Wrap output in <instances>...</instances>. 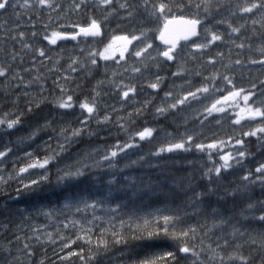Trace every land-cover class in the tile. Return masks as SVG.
<instances>
[{"label": "rangeland", "instance_id": "374dc122", "mask_svg": "<svg viewBox=\"0 0 264 264\" xmlns=\"http://www.w3.org/2000/svg\"><path fill=\"white\" fill-rule=\"evenodd\" d=\"M133 2L141 5L140 9L142 8L143 0ZM73 3V0H56L58 7L56 10H49V19H53L54 16H52V13H58V16L61 17L58 21H63L65 14L74 8ZM26 17L24 19L26 23L18 31H22V28H27L28 26L36 27L39 23L37 14L33 16L26 15ZM160 19L158 14L152 16L150 22L151 24H157ZM35 23L37 24L35 25ZM70 25L69 22H66L61 27L57 23H54L55 28L52 31H60V28L68 29L64 30L65 33H74L77 31V28L74 27L77 24ZM34 27L31 28V32L36 31V29H33ZM113 31L114 28L106 34L110 38V42L105 43L103 48H100L97 53H93H96L95 56L101 61L102 65L111 66L112 63L110 62L112 61L116 63L120 62L123 65L129 59L128 66L126 67L127 74L117 75L119 78L112 84L104 79V85L98 90L101 92V96H99V100H95L96 111L91 116L83 109H80L79 103L88 102L92 104L94 99L77 101V99L73 98V107L71 109L61 110L55 106L59 97L62 96V98L66 99L67 95L75 94L74 89L72 90L69 86L71 80L74 78L73 73L67 72L69 79H63V75L68 66L62 68L57 66L58 64L55 62L59 58H55L54 56L55 47L53 49L51 47H43L45 50L49 49L46 53L51 58L50 60L35 56L29 61L31 69L38 70L39 67H42V69L47 70L48 73L45 78L50 83L48 86H53L54 88L53 92L48 95L51 101H47L45 97L38 95L33 89L28 90L29 95L36 97L35 102L40 107L47 105H53V107L48 108V110H43V117L46 121L38 126V128H44L43 130L45 132H39L38 135L40 134V137L33 139L27 146L13 145L8 142L5 133L11 129H7L6 124L0 125V151L7 153L6 157H0V264H73L72 257L80 253L79 246L90 245L92 247V245L97 243V238L101 235V229L95 232L93 228H97L101 223L112 219L115 213L110 208L108 202L101 205L94 198L88 199L84 195L70 194L64 182L68 180L75 181L77 176L66 177V174L82 173L84 171L88 175L97 173V175L93 176L94 178L102 177L106 181H112L115 176L111 168L117 164L122 167V163L130 158L124 156L122 154L124 152L132 156V161H140L146 168L152 166L157 159L164 155L180 157L184 161V166L191 164V168L194 171L191 174L192 176L205 173L209 168H212V173L217 176L214 169L224 164V161L220 159V156L224 155L228 156V163L232 165L229 169L222 168V173L225 174V177L236 179L242 176L243 179V176L249 173L253 177L260 175L255 171L251 172L248 170L247 172V170L238 169L246 157L239 158L238 152L253 148L258 149L259 143L262 142L260 138L264 137V133H257L255 137L244 136L245 132L254 131L257 127H264V116L250 119L247 113L248 106H252L253 108L260 106V100L264 97L259 94L260 92H256L257 95L252 96L247 104L243 100V96L253 91L244 90L240 92L241 89L232 88L222 95H219L216 91L197 92V89L202 87L201 85L203 83L198 79L197 74L193 72L197 70V59L200 60V57H197L196 54L207 59L211 54L215 53L216 49L214 48L213 51L193 52L191 47L192 43L183 49L185 54L181 58L175 59L172 63L176 65L175 72L181 71V69L183 71L185 67H190V74L186 75L181 71L180 75H171V78L169 77L170 80H168V77H164L159 72L164 77L162 80L163 83L161 82L160 87L153 92L147 85L155 82V74L158 71L156 69L157 61L149 59L148 53H143L141 58H137L134 55L135 50L133 49L131 54L128 55L132 43L127 45V50L125 51L123 41H113ZM82 42L83 39L80 38L72 42L59 40L56 49L63 51L67 55V64L71 62V59H77L83 64L86 63L85 57L80 56L78 52L82 46ZM106 48H108V51L105 54L110 58L104 60L101 59L99 53L104 52ZM234 48V46H229L228 50ZM157 49L164 50L156 42V45H153V48L149 49L148 52L156 56ZM10 52L12 51L10 50ZM122 52L124 59L120 58ZM10 59L11 54L3 60L10 62ZM182 59H186L189 62L183 63L181 62ZM157 60L161 62L163 58L157 57ZM226 65V63L223 64V67ZM53 66H55L56 70L50 71ZM133 68H140L141 71L134 72ZM233 68L232 66L230 70ZM79 70L80 68L78 67L77 72ZM54 80H60L61 82L59 81V84L62 86L68 82L69 87H64V94L60 93V89H55ZM41 83L45 84V81ZM48 86L45 85V92L49 91L50 88ZM128 87H135L137 91L130 93L129 98L125 100L122 97V92L126 91ZM16 88L17 86H15ZM19 91L20 88L18 86V90L14 93L6 91L1 96L0 118L7 116L8 119H15L18 117V111L14 109V105L16 106V103H18ZM233 91L240 92V95L232 97L231 93ZM166 92L172 93V96L169 98L171 100L165 98ZM189 92H196L197 98L194 99L189 96L184 104H177L176 109L169 108L163 114H154L157 113L156 109L158 107L168 108V105L177 103L178 100L187 96ZM3 97H6L7 100H4ZM225 97H228V99H225ZM130 104L132 105L130 106ZM7 105L9 107H6ZM213 105H215L216 109H223V111L213 110L210 114L209 109H212ZM141 107L145 109L152 107V111H150L152 120L157 119L159 116L166 117L168 122L177 131L174 132L169 127L160 130L158 126L151 125L147 129L151 130L152 134L151 136H146L143 141L139 140V133L144 130L135 134H126V137L120 140V135L124 132V118L126 114L135 112V110ZM54 115L56 116L54 117ZM105 116L108 117V120H105ZM82 120L86 121V123H82ZM235 121H239V123ZM182 127L184 129H181ZM59 131L61 133L69 131L70 133L66 137L55 138L56 140L50 136L55 135V132ZM76 132H79V135H74ZM75 136H79L80 143L75 142L74 144H70L71 138ZM189 136L192 137L190 144L187 139ZM51 140H54V142H47ZM237 140L243 141V144L237 145ZM181 142L185 143L186 147H190V150H174L173 152H165L159 155L153 154V152L159 151L161 148L167 149L169 146ZM262 143L264 144V142ZM128 144H135L136 147L125 148L124 151H121V148ZM196 144L203 145V151L198 150L195 147ZM209 144L215 147L208 148ZM9 149L11 150L9 151ZM114 150L117 152L115 157L111 155V151ZM144 150H149V152H145ZM29 153L31 154L30 156L27 155ZM237 159H240V163H237ZM44 160H48V163L43 169L36 167L28 168V171L25 173L19 172L21 167L27 168L29 164L43 163ZM232 172L237 173L236 176ZM40 173H43L47 179H41L38 175ZM63 177L66 178L62 179ZM33 179L38 180L39 183L33 185ZM222 185L226 186L224 183ZM85 203L95 204L96 207L94 209L91 207L85 208ZM77 205L81 208L80 212H77ZM214 234L219 235V233ZM37 236H39V239H37ZM207 240L210 241L208 238ZM32 241H42L40 244L44 248L39 259H34V262H31V257L26 254L27 252L24 248L26 243L28 244V242ZM210 242L215 244V240H211ZM32 244L36 245L38 243ZM23 251L26 253H23ZM120 251L101 255L95 264H128V258L123 253L124 250ZM193 252H198V250L192 249L188 253H182L183 259L193 263L199 260L200 256H194L192 254ZM119 255L123 256L120 257ZM205 255L202 260L203 264H214V262L209 260L211 257L209 256L210 254L205 253ZM218 260L219 258L217 257L215 264H218Z\"/></svg>", "mask_w": 264, "mask_h": 264}, {"label": "trees", "instance_id": "16d2710c", "mask_svg": "<svg viewBox=\"0 0 264 264\" xmlns=\"http://www.w3.org/2000/svg\"><path fill=\"white\" fill-rule=\"evenodd\" d=\"M73 1L74 8L65 14L63 21H58L61 19L58 13H52L54 17L51 20L49 19V9H40L37 14L39 23H35L37 26H28L27 28H22V31L26 33V38L30 41L32 37L29 32L34 27L33 29H36L37 32V46L44 48L51 47L52 49L55 47L54 54L62 53V59H59L58 65L59 67H64L68 66L65 62L68 58H66L67 55L63 51L56 49L59 40L55 45H49L47 40L43 38L44 35L55 28L54 23H57L59 26L64 25L66 22H69L71 25L87 26L91 18L102 21V36L97 39H83L82 49L78 50L80 56L85 57L86 63L83 64L92 69V76H89L85 68H80L79 72L73 73L74 78L69 84L74 89V93L77 94L72 95L73 98L77 100H89L94 99L95 92L99 90L96 87L97 83L101 79L107 77L106 80L112 84L119 78L117 75H125L127 72L128 59L123 65L120 62L116 63L112 61L110 62L112 65L108 66L102 65L101 61L95 56L97 66L90 64V60L93 58L90 54L93 52L97 53L100 48H103L105 43L110 42V38L106 35L108 31L114 28L113 36L127 35L131 38L133 34L139 36L142 30H148L146 40L142 38L132 41L131 50L128 52V55H130L132 49L137 50L145 46L147 42L156 45V35L159 33L164 20L160 19L157 24H151L150 20L152 16L144 11L142 4L139 14L131 20L117 17L104 21L105 11L103 9L91 3L77 9L75 5L79 3V0ZM161 2H165V0H149V10H151L153 5ZM250 2L251 0H183V3L188 6L179 10L180 0H166L167 5L172 9L168 18H171L172 15L176 17L184 15L183 17H198L204 21L199 33L203 31L205 25L215 27L221 34L230 31L226 25H216L213 20L214 16L217 19L222 18L226 20L235 27H240L241 24L246 25L240 35L233 37L236 43H241L242 41L245 43L243 49H237L232 43L224 44L216 42L208 49L209 51H213L215 48V53L211 54L207 59L196 54L197 57H200V60L197 59V70L193 72L199 73L197 77L203 83L202 87L207 86L210 89L209 91H216L219 95L232 88L253 92L264 90V83H261V81H264V67L259 64H249V61L252 59L258 60L264 58L260 52V48L264 47V40L255 39L257 34L264 33V27L259 26L261 13L259 10H255L251 14H244L243 16L239 14V7ZM206 8L208 9L207 11ZM232 12H235L236 15H232ZM35 14L33 13L31 16ZM249 16L258 21L256 28H253L251 20L248 19ZM7 18L8 16L6 15L5 19ZM25 18L27 17L25 16ZM11 27L15 28V25L13 24ZM64 30L68 29L60 28L59 32H64ZM15 34L12 33V35ZM12 35L0 32V65L6 68L8 65L11 66V71L8 72V75L0 77V98L6 91L14 93L18 90L19 86L18 103H16V106L14 105V109L18 111V117L22 120V123L14 126L13 129L5 134L6 139L11 144L27 146L33 139L40 137V134L38 135L39 132H45L44 128L41 129L38 126L46 121L43 117V110H48L53 105L37 106L35 102L36 97L32 95L25 96L23 94L25 89L19 83L20 77L13 79L15 72H19L25 82L37 76L45 78L48 72L42 69V67H39L38 70L30 68L29 61L35 57L34 54L25 55L23 61L19 57L15 61L11 58L10 62L3 60L9 54H21L23 52L20 42L14 41ZM246 37L249 39L245 40ZM199 39H201L200 36L196 40ZM190 44L191 42L184 43L180 48L184 45L189 46ZM229 46H234L235 48L228 50ZM48 50L45 51L48 52ZM217 51L223 54L222 57L217 56ZM209 59H212L214 63H207ZM237 59L242 61L241 65L234 63ZM181 62L189 61L182 59ZM230 62L231 67H234L232 70H230L231 67H223V64L226 63L228 65ZM172 63L164 59L159 62V72L164 77L169 78L176 71V65ZM182 73L186 75L190 74V67H185ZM93 74L95 77H93ZM214 75L216 76L215 80L211 79ZM225 75L229 76L232 84L223 79ZM205 77H208V79H205ZM45 80H41V82ZM48 84L50 83L46 80L45 85L48 86ZM253 85H256V87L253 88ZM15 86H17L16 89ZM65 86L69 87L68 82ZM48 87L50 88L49 91L44 92L41 96L45 97L47 101H51L48 95L53 92L54 88L53 86ZM55 89L57 90L59 87ZM28 90H32V88ZM3 99L7 100L6 97H3ZM95 100H99V97H95ZM262 105H264V97L260 100V106ZM6 107H9V105ZM29 108H31V111ZM150 111H152V107L149 109L141 107L135 110V112L126 114L124 118V132L121 133L120 140H123L126 134L139 133L151 125L158 126L160 130L169 127L174 132L177 131L168 122L166 117L159 116L157 119L152 120ZM181 129L184 128L182 127ZM69 133L68 131L62 134L63 136H67ZM50 136L54 139L56 138L54 135ZM47 142L51 143L54 140ZM145 152H149V150ZM122 154L130 158L122 163V167L117 164L111 168L115 176L112 181H106L102 177L94 178L93 176L97 175V173L88 175L83 171L82 175H78L75 181L68 180L64 182L70 194L84 195L88 199L94 198L101 205L108 202L110 208L115 210L112 219L101 223L95 229V232L101 229V235L97 238V243L92 245V247L90 245H84L85 247L79 246L80 253L72 257L73 264H95L101 255L112 254L120 250H124L123 253L128 258V264H142V262L150 260L155 261V264H203L202 260L206 256L205 253L212 256V249H215L226 261L227 256L231 255L233 251L249 257V264H260L261 260L264 259V251L259 248V242L253 246L251 239L248 237L234 239L232 229L227 228L231 225H236L238 228L249 232L251 236L264 232V221L255 218L258 215H264V183L247 182L242 179V176L233 179L232 177H225L224 173L217 176L213 173L207 176L204 173L192 176L191 174L194 171L191 168V164L184 166V161L180 157L173 155L161 156L152 166L146 168L140 161H132V156L127 155L125 152ZM262 163H264V144L260 142L258 149L253 148L246 151V157L238 169L241 168L244 171L247 170V172L248 170L254 172L256 167H259ZM232 173L234 176L237 174ZM223 183L226 186H223ZM156 203H158L159 209L155 208H158ZM163 215L171 217L170 224L167 227L162 220ZM219 221L225 222V232L229 240L234 241L230 246H224L223 241H221V246L217 247L216 243L212 244L205 236L207 229L211 227V222ZM204 225H207V227ZM213 233H219V231L213 229ZM41 242H28L29 248L26 249L27 253L23 251L27 255L31 252V255H29L31 262L34 259H39L41 256L44 249L40 244ZM241 242H243L242 246L237 247L241 245ZM32 243L38 244L33 245ZM181 247H188L189 250H198L196 253H198V257L200 256L199 260L193 263L183 259V255L179 251ZM168 253H172L173 256H168ZM119 256L122 257L123 255ZM235 264H240V261H236Z\"/></svg>", "mask_w": 264, "mask_h": 264}, {"label": "snow or ice", "instance_id": "6c2138e0", "mask_svg": "<svg viewBox=\"0 0 264 264\" xmlns=\"http://www.w3.org/2000/svg\"><path fill=\"white\" fill-rule=\"evenodd\" d=\"M88 3H91L95 5L96 7L103 9L105 11L104 15V21H108L110 18H122L126 20H131L133 19L137 14H139V9L141 5H137L133 2V0H79V3L75 5L77 9H80L82 6L87 5ZM112 6V7H110ZM188 5H185L183 3V0H180L179 4V10H182L184 7H187ZM58 5L56 4V0H0V32L6 33L9 35H12V33H17L15 35H12V39L14 41H19L21 49L23 52L21 54L17 53H12L11 58L13 61H15L18 57L21 61L24 60V56L27 54H34L35 56L39 58H45V59H51L50 57L47 56V53L43 47H37L36 46V37H37V32L32 31L30 33L32 40H28L26 38V33L24 31H18L24 23V17L31 16L33 13L38 14L40 9H49V10H56ZM199 7V5H197ZM143 8L144 11L148 13L150 16H156L159 14V17L165 21L164 23V30L167 31L169 29L170 25H179L180 27L176 29L175 31L177 32L178 38L183 39L185 41L190 40L192 37H197L200 36L202 37L198 41H192V51L193 52H202L205 50H208L211 48L213 44L216 42H221L224 44L227 43H232L235 45L237 49H243L245 47V43L242 41L241 43H236L235 39L233 37H236L242 33V29L246 26L244 24H241L240 27H235L232 24L228 23L224 19H217L215 16L213 17V20L215 21L216 25H226L228 29H230L229 32L221 34L218 32L215 27H211L208 25H205L203 31L201 33L197 32V26L200 24H203L204 21L199 19L198 17L196 18H191V19H185L181 17L180 19H177L175 15L171 16V19L168 18L169 14H171L172 9L169 7L165 2H161L159 4L153 5L151 7V10H149V0H143ZM208 9L206 8V11ZM255 10H259L261 13V19L259 21V26L264 27V0H251L250 3H246L245 5L239 7V14L243 16L244 14H251ZM230 11V10H229ZM126 14V15H125ZM8 16L7 19H5V16ZM232 15H236L235 12H232ZM248 19L251 20L253 28H256L258 25V21L256 19H253L251 16L248 17ZM16 25V28H12L11 25ZM71 26V25H70ZM63 27V25H61ZM77 28V31L74 33H65V32H59V31H50L46 35H44V39L47 40V43L49 45H55L58 40H65V39H72L76 40L77 37H97L101 35V29H102V21H99L95 18H91L87 26H74ZM148 36V30H142L140 32V35H131V38L127 35H122V36H114L113 41L119 40L124 42V50H127V45L131 44L132 41L139 40V39H147ZM160 38L163 40L165 44H170L165 50H158L156 56H153L151 52H148L149 49L153 48V44L151 42H147L145 46L140 47L139 49L134 51V55L137 58H141L143 53H148L149 59L153 61H157L156 63V68L158 71L155 74V82L149 83L147 86L155 92L161 85L162 80L164 77H162L159 74V62L157 60V57H163L166 61H174L175 59L181 58L185 53L183 49L185 47H188V45H184L181 47L179 51H177V45L175 41H168L164 40V31H161L160 33ZM249 38H245V40H248ZM255 39L259 40H264V33H259L255 37ZM110 47V46H109ZM108 51V48L105 49L104 52L99 53L101 59L107 60L110 57L106 55L105 53ZM260 52L262 57H264V47L260 48ZM217 56L222 57V53L217 51ZM93 58L90 60V64L92 66H97V60L94 58L96 53H91L90 54ZM121 59H124L123 52L121 53ZM195 58V57H192ZM56 64H59V60L55 62ZM207 63L211 64L214 63L212 59H209ZM236 65H241L242 61L237 59L234 62ZM250 64L256 65L259 64L262 67H264V58L261 59H252L249 61ZM79 68H85L87 73L91 75L92 69L88 68L85 64L80 63L77 59H71V63L68 64L67 69L65 70V74L63 76L64 80H68L69 76L67 75V72L71 73H76ZM147 67V66H145ZM225 67H231V62L226 65ZM56 68L53 66L50 71H55ZM11 71V66L8 65L7 68L3 65H0V77H6L8 75V72ZM134 72H140V68H133ZM182 71V69H181ZM181 71L174 72L172 75L173 76H178L181 74ZM199 75V73H197ZM17 77H20L19 83L20 85L23 86L25 89L24 95L28 96V89L32 88L38 95L43 94L46 89H45V84L41 83V80H45L44 77H33L32 79L28 80L27 82L24 81L23 77H21V74L19 72H15L13 74V79H16ZM205 79H208V77H205ZM211 79L215 80L216 76H212ZM225 81H227L229 84H232V80L229 78L228 75H225L223 77ZM54 85L56 87H59L60 93L64 94L65 93V88L64 86L59 84L58 80H54ZM46 83V80H45ZM261 83H264V81H261ZM102 85H104V81L101 80L97 83V88L99 89ZM117 87H119L117 85ZM256 85H253V88H255ZM137 90L135 87H128L126 91L122 92V97L127 100L130 96V93H135ZM209 89L207 86H203L197 89V92H208ZM244 90L241 89L240 92H243ZM240 92L233 91L231 93L232 97H236L240 95ZM261 96H264V90H261L259 93ZM257 95L256 92H250L247 95L243 96V100L247 104V102L252 98V96ZM101 96L100 91L95 92V97ZM172 96L171 92H166L165 93V98H170ZM197 98L196 97V92H189L187 96H185L183 99L178 100L177 103H172L168 105V108L165 107H158L156 109L157 114H163L168 111V109H176L177 104H184L185 101L188 100V98ZM95 97L94 101L92 104H89L88 102H81L79 103L80 109H83L86 113L91 116L94 111H96V103H95ZM225 99H228V97H225ZM39 106V105H37ZM56 107H58L61 110L64 109H71L73 107V96L72 95H67V98L64 99L59 97L56 102ZM31 111V108H29ZM215 111H223V109H216L215 105H213L212 109H209V113ZM243 111V110H242ZM247 113L248 117L250 119H255L256 117L259 116H264V105L262 106H256L253 108L252 106H248L247 108ZM63 115V113H61ZM108 117L105 116V120H107ZM236 123H239V121H235ZM22 123V120L17 117L15 119H8L7 116L5 118H0V125H5L7 126V129H13L14 126ZM82 123H86V121L82 120ZM257 133H264V127H257L254 131L251 132H245L244 136H257ZM151 130L145 129L144 131L139 133V140L143 141L146 136H151ZM74 135H79V132L74 133ZM189 144L192 141V137L189 136L188 138ZM262 142H264V137L260 138ZM237 145H242L243 141L237 140L236 141ZM136 147L135 144H128L124 147L121 148V151H124L125 148H132ZM195 147L203 151V145L201 144H196ZM215 147L212 144L208 145V148H213ZM11 149H9L10 151ZM174 150H183V151H189L190 147H186L185 143H175L174 145L169 146L167 149L161 148L159 151L153 152L154 155H159L163 154L165 152H173ZM7 153L5 151H0V157H6ZM27 155H31L30 153ZM113 157L117 155L116 151H113L111 153ZM231 155V154H230ZM246 156V151H239L238 152V157L243 158ZM107 158V157H106ZM220 159L224 161V164L221 167H215L214 171L216 175H219L222 173V168L223 169H229L232 167L228 163V156L221 155ZM48 160H44L43 163L39 164H29L28 167H21L19 169L20 173H25L28 171V168H36L39 167L41 169L45 168V165H47ZM237 163H240V159H237ZM213 169L209 168L207 172H205V176L209 175L212 173ZM255 172L257 175L255 177L252 176L251 173L248 175L243 176V180L251 183H264V163H262L259 167H256ZM41 179H47L46 176L43 175V173L38 174ZM78 175H82V173H70L66 174V177H75ZM66 177H63L62 179H65ZM39 183L38 180L33 179L32 184L35 185ZM77 212H80V208L77 205ZM95 208V204H89L85 203V208ZM251 207V206H250ZM115 211V210H112ZM256 219H259L261 221H264V215H258L255 217ZM162 220L167 227L170 224L171 217L167 215L162 216ZM147 223V221H145ZM207 227V225H204ZM227 228L232 229V236L233 238H240V237H248L252 241V245L255 246L257 242H259V248L264 251V232H259L255 236H251L249 232H246L240 228H238L236 225H231ZM213 229H217L219 231V235H216L213 233ZM225 222L224 221H219V222H211V227L207 229V232L205 233V236L211 241L215 240L216 246L220 247L221 246V241H223L224 246H230L234 241H230L228 238L227 233L225 232ZM19 238V237H17ZM37 239H39V236H37ZM243 242H241V245H238L237 247L242 246ZM24 248L27 249L29 248V245L26 243L24 245ZM223 250V249H222ZM181 253H188L189 248L188 247H181L179 249ZM213 255L209 258L210 261L215 262L217 261V257H219L218 264H235L236 261H240V264H249L250 258L246 257L244 255L239 254L236 251H233L231 255L227 256V261L225 260L224 257L220 256L218 252L215 251V249H212ZM31 255V252L28 253ZM194 256H198V253L193 252L192 253ZM168 256H173L172 253H168ZM174 258V257H173ZM142 264H155V261H145L142 262ZM260 264H264V259L261 260Z\"/></svg>", "mask_w": 264, "mask_h": 264}, {"label": "bare ground", "instance_id": "6f19581e", "mask_svg": "<svg viewBox=\"0 0 264 264\" xmlns=\"http://www.w3.org/2000/svg\"><path fill=\"white\" fill-rule=\"evenodd\" d=\"M65 40H68V39H65ZM185 49V48H184ZM158 50V49H157ZM153 52V51H152ZM61 55H62V53H57V54H54V56H55V58H59V59H62V57H61ZM67 61L68 60H66L65 62L67 63ZM128 61H129V59H128ZM71 63V62H70ZM60 65H62V64H60ZM142 65V64H141ZM59 66V65H58ZM185 66V65H184ZM182 67V66H181ZM62 68V67H61ZM151 69H152V67H151ZM161 69V68H160ZM94 70V69H93ZM155 71V70H154ZM145 72H147V71H145ZM63 74V73H62ZM65 74V73H64ZM79 74V73H78ZM92 74V73H91ZM95 74V73H94ZM94 74H93V77H95L94 76ZM96 74H98V72H96ZM127 73H125V75H126ZM161 74V73H160ZM75 75V74H74ZM80 75V74H79ZM99 75H100V73H99ZM64 76V75H63ZM90 76V75H89ZM92 76V75H91ZM80 77V76H79ZM102 77V76H101ZM103 77H104V75H103ZM126 77V76H125ZM96 78H97V76H96ZM107 77H105V79H106ZM62 79V78H61ZM79 79V78H78ZM91 79V81H92V77L90 78ZM94 79V78H93ZM100 79V78H99ZM101 80H103L104 82H105V80L104 79H101ZM60 81V80H59ZM64 81V80H63ZM61 82V81H60ZM163 83V82H162ZM165 83V82H164ZM179 83V82H178ZM79 85V84H78ZM93 86V85H92ZM92 86H91V88H92ZM86 88H88V87H86ZM93 89H94V87H93ZM103 89V88H102ZM141 89V88H140ZM73 90V89H72ZM87 90V89H86ZM105 90V89H104ZM103 90V91H104ZM79 92V91H78ZM107 92V91H106ZM74 94V93H73ZM82 94H83V92H82ZM77 95V94H76ZM91 95V94H90ZM108 96V95H107ZM77 97V96H76ZM109 97H110V95H109ZM90 98V97H89ZM78 99H80V98H78ZM169 99V98H168ZM154 100V99H153ZM169 100H171V99H169ZM78 101V100H77ZM111 101V100H110ZM142 101V100H141ZM160 102V101H159ZM120 103V102H119ZM115 104V103H114ZM135 104V103H134ZM140 104V103H139ZM145 104V103H144ZM132 104H130V106H131ZM135 107V106H134ZM119 108H121V107H119ZM136 108V107H135ZM103 110V109H102ZM101 110V111H102ZM127 110V109H126ZM50 111V110H49ZM57 112V111H56ZM104 112V111H103ZM114 112V111H113ZM117 112V111H116ZM122 112V111H121ZM47 113H49V112H47ZM98 113V112H97ZM105 113V112H104ZM99 114V113H98ZM50 116V115H49ZM56 115H54V117H55ZM58 116V115H57ZM47 117V116H46ZM55 119V118H54ZM108 120V119H107ZM110 121V120H109ZM51 122V121H50ZM53 122V121H52ZM83 126V125H82ZM56 134L54 135L56 138H60V137H66V136H63V134L59 131V132H55ZM74 136V135H73ZM103 136H104V134H103ZM106 136V135H105ZM79 136H75V137H73V138H71V140H70V144H74L75 142H79L80 143V138H78ZM100 137H102V136H100ZM112 137V136H111ZM90 140V139H89ZM96 140V139H95ZM97 140H100V139H97ZM107 140H108V138H107ZM91 141V140H90ZM104 141V140H103ZM95 142V141H94ZM76 144H78V143H76ZM81 144H82V142H81ZM101 144V143H100ZM104 144V143H103ZM112 144V143H111ZM107 146V145H106ZM80 147V146H79ZM106 150H107V148H106ZM115 151V150H114ZM111 152H113V151H111ZM119 156V155H118ZM145 159V158H144ZM119 161V160H118ZM149 162V161H148ZM115 164V163H114ZM95 166V165H94ZM84 168V167H83ZM100 168V167H99ZM42 187V186H41ZM61 188V187H60ZM41 189V188H40ZM35 190V189H34ZM43 190V189H42ZM48 190V189H47ZM27 194V193H26ZM23 195V194H22ZM58 196V195H57ZM40 198V197H39ZM56 199H58V198H56ZM106 199V198H105ZM28 200V199H27ZM57 201V200H56ZM111 201V200H110ZM25 202V201H24ZM52 204V203H51ZM41 205V204H40ZM48 205V204H47ZM153 205H155L154 203H153ZM156 205H158V203H156ZM72 206H73V203H72ZM60 207V206H59ZM47 208H48V206H47ZM156 209H159V205H158V208L157 207H155ZM81 209V208H80ZM161 209V208H160ZM35 210V209H34ZM162 210V209H161ZM44 211V210H43ZM55 211V210H54ZM76 211V210H75ZM69 212V211H68ZM163 212V211H162ZM64 213V212H63ZM53 214V213H52ZM59 214V213H58ZM62 217V216H61ZM66 218V217H65ZM63 219V218H62ZM57 220V219H56ZM159 220V219H158ZM84 222V221H83ZM10 225V224H9ZM30 225V224H29ZM157 225V224H156ZM11 226V225H10ZM56 226V225H55ZM86 226V225H85ZM160 227H161V225H160ZM26 228V227H25ZM48 228V227H47ZM92 228V227H91ZM93 229H96V228H93ZM46 230V229H45ZM44 230V231H45ZM91 230V229H90ZM158 230V229H157ZM9 231V230H8ZM22 231V230H21ZM24 231V230H23ZM85 231V230H84ZM152 231V230H151ZM154 231V230H153ZM6 233H7V230H6ZM20 233V232H19ZM85 233V232H84ZM3 234V233H2ZM5 234V233H4ZM37 234V233H36ZM152 234V233H151ZM165 234H166V232H165ZM69 235V234H68ZM147 235V234H146ZM30 236V235H29ZM157 236H159V235H157ZM166 236V235H165ZM22 237V236H21ZM145 237H147V236H145ZM150 238V237H149ZM168 238V237H167ZM85 247V246H84ZM86 249V248H85ZM84 249V250H85ZM90 250V249H89ZM85 254V253H84ZM87 258V257H86ZM163 259V258H162ZM22 261V260H21ZM88 261V260H87ZM34 262V261H33ZM25 264V263H24ZM35 264V263H34ZM90 264V263H89Z\"/></svg>", "mask_w": 264, "mask_h": 264}, {"label": "water", "instance_id": "95a60500", "mask_svg": "<svg viewBox=\"0 0 264 264\" xmlns=\"http://www.w3.org/2000/svg\"><path fill=\"white\" fill-rule=\"evenodd\" d=\"M177 19H180V18H177ZM185 19H187V18H185ZM201 25V24H200ZM200 25H198L197 26V32H198V29H199V27H200ZM180 26L179 25H170L169 26V29L167 30V31H165L164 30V27H163V30L162 31H164V40H168V41H175V43H176V45H177V47H178V45L180 44V43H182V42H186L185 40H183V39H180V38H178V35H177V32L175 31L176 29H178ZM97 37H100V36H97ZM97 37H93V38H97ZM196 37H192L190 40H188V41H191V40H194ZM158 42L160 43V44H162L163 46H170V44H165L164 42H163V40L160 38V35H159V37H158ZM169 62H171V61H169Z\"/></svg>", "mask_w": 264, "mask_h": 264}]
</instances>
